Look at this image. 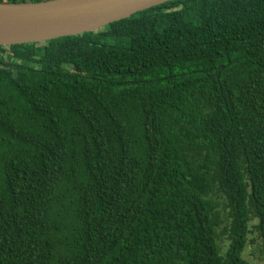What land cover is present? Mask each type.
I'll list each match as a JSON object with an SVG mask.
<instances>
[{"label": "trees", "instance_id": "trees-1", "mask_svg": "<svg viewBox=\"0 0 264 264\" xmlns=\"http://www.w3.org/2000/svg\"><path fill=\"white\" fill-rule=\"evenodd\" d=\"M252 231L264 254V0L0 45V264H257Z\"/></svg>", "mask_w": 264, "mask_h": 264}, {"label": "water", "instance_id": "water-1", "mask_svg": "<svg viewBox=\"0 0 264 264\" xmlns=\"http://www.w3.org/2000/svg\"><path fill=\"white\" fill-rule=\"evenodd\" d=\"M170 0L0 2V45L44 42L96 31Z\"/></svg>", "mask_w": 264, "mask_h": 264}, {"label": "rangeland", "instance_id": "rangeland-1", "mask_svg": "<svg viewBox=\"0 0 264 264\" xmlns=\"http://www.w3.org/2000/svg\"><path fill=\"white\" fill-rule=\"evenodd\" d=\"M249 236L250 239L245 248L244 256L249 259H254L257 264H264V254H261V240L254 231Z\"/></svg>", "mask_w": 264, "mask_h": 264}]
</instances>
